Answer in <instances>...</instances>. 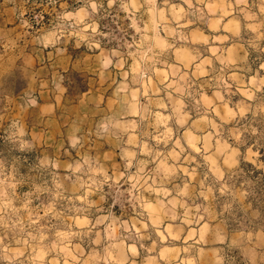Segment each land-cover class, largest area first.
Here are the masks:
<instances>
[{"label": "rangeland", "instance_id": "374dc122", "mask_svg": "<svg viewBox=\"0 0 264 264\" xmlns=\"http://www.w3.org/2000/svg\"><path fill=\"white\" fill-rule=\"evenodd\" d=\"M94 2L98 5L96 13H92L89 0H56L54 4L49 0H0V170L7 176L13 167L15 168L17 206L27 199L32 201L24 212L26 217L43 216L41 209L49 204L54 205L58 215L40 220L43 231L48 236L46 244L51 245L61 240L57 233H65L67 235L65 242L70 244V250H74L75 255L80 254L76 250L77 246L83 249L84 257L92 250L103 254V247L107 243L105 230L108 225H112L116 229L115 242L123 239L126 244L136 243L137 248L143 244L144 249H151V251L141 249L138 258H131L136 264H148L153 259L156 260V264H182L183 261L198 255L197 248L190 247L194 241L187 240L196 225L194 222L191 224L183 222L184 208L177 207V219L169 217L164 219V225H171L173 233L179 234L178 240L168 237L162 242L156 235V229L151 225L146 232L141 233L148 239L138 240L135 230L129 232L122 227L127 224L131 229L133 222H148L146 214L140 215L142 209L135 199L141 194L140 191L133 189L131 182L127 181V176L137 171L136 161H133L131 169L125 171L115 141L97 138L93 133L100 116L119 108V102L113 93L114 81L119 82L123 79V71H130L134 59L132 54L143 50V33L136 32L130 26L132 17L121 7L130 0H117L111 8L108 6V0ZM190 2L191 8L185 0H156L157 10L163 9L167 16V23L158 22L156 31L159 32L161 39L172 46L156 57L159 61L156 68L164 71L169 70L166 65L180 68L178 75L169 76V82L177 81L179 75L186 74L187 81H180V85L187 83L191 87L186 88L184 93L168 89L154 97L164 99L167 105L166 109H157L163 115L171 117L167 126L158 125L151 117L144 122L134 117L128 119H136L141 139L148 143L153 153L162 152L164 156H168L170 166L175 165L178 169L186 167L189 173L195 169L194 178L178 170L168 178L166 185L173 196L188 185L187 195L181 199L191 210L188 213L189 218L205 214L206 207L210 211L215 209L217 213L227 209L223 211L220 220L213 224L214 227L218 224L219 229L226 231L236 244L232 251L227 248L221 251L224 264H233V255L237 257L236 264H264V181L245 165L250 163L255 169L264 172V164L260 161V151H264V68L261 67L264 65V23H261L264 22V13L260 9L264 7V0H247V11L255 14L256 20L246 19L241 8L236 5V0H190ZM139 3L143 4L144 0H139ZM208 4L217 5L216 10L209 11ZM220 4H223L225 9L231 5V14L225 16L218 6ZM172 7H182L186 15L177 21L172 16ZM81 8L87 9L90 14L87 23L95 22L99 25L101 35L95 40L100 43L107 58L112 59L115 64L122 57L126 62L123 69L110 68L108 73L101 75L96 59L100 55L99 50H89L87 44L83 42L76 48V38L48 48L36 43V37L51 32L58 26L72 31L74 22L61 20L60 16L69 12L75 15ZM145 8H141L135 15L137 25L141 29L151 22ZM37 19L40 20L39 23ZM217 20H220L219 24L215 23ZM231 21L239 23L238 34L232 30ZM256 24L260 25L256 30L249 27ZM166 29L175 31L169 35ZM147 35L155 37L156 33L149 31ZM224 37L227 39H217ZM204 38H207L206 42ZM151 42L154 43V40ZM213 48L217 49L215 55L211 51ZM231 48L236 49V63L225 66L218 57L226 58ZM185 51L189 56L197 57L187 66L182 59ZM114 52H119L120 56H113ZM157 52L160 50L157 49ZM205 60L210 63L203 64L205 75L201 76L198 74L197 66ZM144 68L152 74L150 64H145ZM221 76L223 82L220 80ZM232 76H236L237 79H230ZM54 78L60 81L59 88L53 82ZM153 78V89L163 88V84H160L161 78L155 76ZM131 79L130 73V86L136 87L131 85ZM225 84L230 87L226 88ZM48 89L53 91L52 99L57 104L55 112L50 115H46L40 108L46 97L39 92ZM26 91L35 95L38 102L36 107H20L30 101V97L25 94ZM217 91L223 97V102L215 100ZM167 92L172 93L171 101L167 99ZM244 93H249L251 99ZM201 95L213 99L220 116L211 108L206 109L202 102L197 103L201 100ZM141 102L143 103V100ZM225 102L229 109L236 112L244 108L245 115L222 120L221 116H226L223 108ZM205 115L218 125L219 136L215 135V130L202 122ZM185 116L187 118L181 124L179 121ZM14 119L23 122L28 132L23 139L32 147L21 149L20 141L15 136L16 128L11 127ZM74 122L80 125V134L85 136L84 147L80 151L71 149L67 140L70 125ZM166 127L172 129V137L167 143L164 142L165 137L162 135L166 132ZM186 132L197 138L196 144L201 148L200 153L189 147ZM233 132L241 134L239 141L234 138ZM144 133L146 135H143ZM208 133H213L211 141L213 152L216 150L217 139L221 142L226 141L240 152L237 157L239 165L233 168L224 165L221 158L225 173L222 180L210 171V165L204 159L207 153L203 151V138ZM156 136H161L159 143L154 139ZM176 140L180 141L184 152L180 153L178 161H173L169 154L173 151L180 152L175 145ZM249 148L253 152H259L258 158H252L254 162L246 161ZM84 152L101 158L110 167V176L125 172V179L119 183L110 180L93 192L90 197L94 205L92 207L83 205L76 199L77 196L84 194V189L77 183V179H89L87 168L79 172H72L67 168L69 164L74 166ZM46 156L58 160L60 168L53 170L40 166V159ZM23 157L26 159H22ZM187 157H192V161L186 162ZM137 160L149 161L145 171L151 172L156 168V165L151 163V156L138 155ZM97 179L102 180V177ZM57 183L62 185L61 196H57L55 187ZM222 185L227 186V191L223 195L220 193ZM209 189L212 190V194L205 200L204 196L208 195ZM144 196L153 202L157 199L154 193H144ZM164 203L167 204V200H164ZM197 205L200 206L199 213L195 211ZM105 216L109 219L98 225L89 235H85V230H81L75 224L77 218L87 217L95 224L99 218ZM3 232L4 229H0V234ZM96 232L101 235L99 246L93 244ZM248 232L253 233V236L245 242L241 233ZM257 233L259 235H256ZM207 240V247L209 249L214 247L211 237ZM9 242L14 243L11 234L6 240V243ZM10 246L16 247L14 244ZM164 248H178L181 251L178 254L169 252L160 256ZM186 248L188 251H184ZM52 255H56L60 259V264H64L63 253ZM0 264H8L2 253ZM69 264L74 262L69 261ZM199 264H212L210 251L205 253Z\"/></svg>", "mask_w": 264, "mask_h": 264}, {"label": "clouds", "instance_id": "9594fccd", "mask_svg": "<svg viewBox=\"0 0 264 264\" xmlns=\"http://www.w3.org/2000/svg\"><path fill=\"white\" fill-rule=\"evenodd\" d=\"M50 3H55L56 0H49ZM117 0H108L109 8L113 7L116 4ZM188 3L189 8L192 7L190 0H185ZM236 5L241 8V11L246 19L256 20L257 17L255 14L247 11V0H236ZM146 6V8H145ZM219 8L223 11L224 15L231 14V5L228 6V9H225L223 4L218 5ZM89 7L92 10V13H96L98 5L94 0H89ZM122 9L129 13L132 17L131 27L135 29L138 33H143V50L137 53H133L134 57L133 63L130 67V71H123V79L119 82H115V87L113 93L116 99L119 102V108L105 113L97 119V122L94 127V135L100 139H111L115 141L116 148L119 150V155L122 159L123 167L125 171L133 167V161H136L137 171L134 174L127 176V181L131 182L132 188L140 191V195L135 199L138 200L139 205L142 209L140 215L147 216L146 223L133 222L131 229L127 224L122 225L125 231L135 230L137 233L138 240L148 239L147 236L141 235L142 232H146L151 225L156 229V235L160 238L162 242L166 241L168 237H171L172 240H178L179 234L173 233L171 225H164L165 217L170 219H177L176 209L177 207L184 208V218L183 222L185 224L195 223L196 227L192 229L189 233L187 240H193L194 244L190 247H196L198 255L193 257L190 260H185L182 264H199L200 259L205 255L206 252H211V261L212 264H224V257L221 256V251L224 248L229 249L230 251L236 248V244L231 240L230 236L226 231L219 229L217 224L215 227L213 224L220 220V217L223 215V211L217 213L215 209L211 211L209 208L204 209L205 214H198L189 218V211L187 204L181 199L187 195L188 185H185V188L176 192V195L173 196L172 191L166 187L168 184V178L174 175L178 170L190 175L193 178L195 177V169L191 173L188 172L186 167L177 168L175 165H169L168 156H164L162 152H155L149 147L148 143L141 139V134L138 132L139 124L136 119L129 120V117L138 118L140 122L148 120L150 117L159 124L167 126L168 121L171 119L170 116H165L161 111L157 109H166L167 105L165 104L164 99H154V97L159 96L163 91L171 89L174 92L184 93L185 89L191 87V85L185 83L183 86L180 85V81H187L188 77L186 74L179 75V80L169 82V76H176L180 73V68L174 67L172 65H166L169 69L164 71L162 69H157L156 64L159 62L156 57L166 50L171 45H168L164 39H161L159 32L156 31V28L159 23L166 24L167 16L166 12L161 9L157 10L156 0H144V3H139V0H130L128 4H122ZM209 11H215L217 5L208 4ZM141 8H145L146 13L151 17L150 25H145L144 29H141L135 20V15L137 12H140ZM198 11H200L198 9ZM260 11L264 13V7H261ZM172 16L177 21L186 15L185 10L181 8L172 7L171 9ZM203 14V13H201ZM90 18V14L85 8H81L79 11L73 15L72 13H65L60 16L61 20L64 21H73V30L68 31L63 28V26H58L53 31L48 32L44 35L36 37L35 41L38 45H42L43 48H48L49 46L60 45L61 42L71 40L76 38V48L80 47V44L86 43L89 50H99L100 55L96 57L99 64V73L105 75L108 73L109 69L112 68H121L123 69L125 65V60L121 57L115 64L112 59L107 58L104 49L101 48V45L95 38L101 33L99 32V25L95 22L87 23L86 21ZM40 20L37 19V23ZM216 24L220 23V20L215 22ZM264 23V22H261ZM231 28L237 34L239 33V23L236 21L230 22ZM260 25H249L250 28L256 30ZM78 29V30H77ZM169 32V35H172L175 30L166 29ZM153 31L156 33L155 37H149L147 33ZM185 39V37H181ZM205 42L207 38H204ZM217 39H227L217 38ZM154 40V43L151 42ZM157 49L160 52H157ZM212 53L215 55L217 49H211ZM235 48L228 50L227 57H218L220 62L225 66H229L236 63L235 59ZM95 56V53H93ZM113 56L119 57V52H114ZM197 57H191L185 51L182 59L185 61V66L193 62ZM210 63V61L205 60L201 65L197 66L198 74L203 76L205 75L203 71V64ZM145 64L151 65V73L144 68ZM264 68V65L261 66ZM132 75L131 85H136V87L130 86L129 75ZM160 77V84H163V88L156 87L153 89V77ZM62 80V77L60 78ZM232 80H236V76L230 77ZM221 82H223V76L220 77ZM53 82L56 84V87H60V81L54 78ZM225 87H230L225 84ZM67 91V89H62ZM30 97V101L27 104L20 105L21 108H31L38 105L37 99L33 93H25ZM251 99L249 93H244ZM215 100L223 102V97L220 95V92L215 93ZM167 99L172 100V93L167 92ZM143 100V103L141 102ZM203 103L207 108H211L217 116H220V111L214 106L213 99H210L207 95H201V100L197 103ZM179 103V102H176ZM183 106V105H181ZM223 108L226 113V116H221L222 120H231L235 119L238 115L243 117L246 113L244 108H240L238 112L233 111L228 108L227 103H223ZM185 116L179 122L184 123ZM202 122L207 126L215 130V135L219 136L220 131L218 125L210 119H207V115L202 117ZM11 127L16 128L15 136L20 141L21 149L30 148L31 145L28 144L23 138L28 135V132L25 130L24 124L20 120H13ZM70 133L67 137L68 143L71 149L80 151L84 147L85 136L80 134V125L78 123H73L70 125ZM255 132V130H253ZM143 135H146L144 133ZM165 137L164 142L167 143L168 139L172 137V129L166 127V132L162 134ZM188 137V145L196 153L201 152V148L197 147L196 140L197 138L191 133H185ZM232 135L234 138L239 141L240 133L233 132ZM154 139L159 143L161 141V136H156ZM203 151L207 153L204 156V159L210 165V171L219 179L222 180L224 177V169L221 165V158H223V164L227 165L229 168H233L239 165L237 157L240 155V152L237 148H233L226 141L221 142V140H216V150L212 151L213 133H208L204 136ZM175 145L180 149V152L173 151L169 154L173 161H178L180 158V153L184 152V148L181 147L180 141L176 140ZM138 155L151 156V163L156 165L154 171L148 172L145 169L148 167V160H137ZM253 157H259V152H253L251 148L247 151L246 161H252ZM22 159H26L23 157ZM192 161V157H187L186 162ZM40 166L50 167L53 170H58L60 168V163L58 160L52 157H44L40 159ZM87 168L89 174L88 180H83L78 178L77 183L82 189H84V194L79 195L76 199L83 205L88 207L94 206L90 201V197L93 195V192L103 183H108L110 180L113 183H119L120 180L125 179V172H120L119 175H109L110 167L105 164V162L99 158L95 157L90 152H84L79 161L67 165V168L72 172H79L84 168ZM15 168L13 167L12 171L9 172L7 176H4L3 171L0 170V229H4L3 234H0V253L4 255V258L8 261V264H60V259L54 253H63L64 264H69V261L74 262V264H136L134 259L138 258L140 255V250L144 249V245L141 244L140 248H137L136 243L126 244L123 239L119 242L116 241V229L112 225H108L105 230V239L107 243L103 247V254L101 252L92 250L91 253L84 257L83 249L80 246H77L79 255L74 254V250H70V244L65 242L67 235L65 233H57L62 239L52 243L51 245L46 244L48 236L43 231V226L40 224V220L45 219L49 216L55 217L58 214L55 212L53 204H49L46 208L41 209L43 211V216H36L32 218L31 216H25L24 212L29 208L32 201L30 199L25 200L19 206L16 204V181H15ZM97 177H102V180H98ZM57 189V196L62 195V185L57 183L55 185ZM11 189L12 191H9ZM142 190V191H141ZM37 191H40L37 189ZM227 191V186L222 185L220 188L221 195ZM144 193H154L157 197L155 202L150 199L145 198ZM212 194V190H208V195H205V200L208 199V196ZM201 195H204L201 193ZM164 200H167V204L164 203ZM79 211V210H78ZM196 213L200 212V206L197 205L195 209ZM207 215V219H206ZM109 218L107 216L99 218L95 224H92L91 221L87 218H77L75 224L81 229L85 230L84 234L89 235L93 232V229H96L98 225L104 224ZM140 223V226L137 227V224ZM163 229V230H161ZM12 237L14 243H6L8 238ZM256 235H259L257 233ZM241 236L244 237L245 242L248 241L250 236H253V233H241ZM211 237L214 247L209 249L207 247L208 240L207 238ZM185 240V243H187ZM255 242V241H253ZM14 244L16 247H11L10 245ZM94 245L101 244V235L99 232H96V239L93 241ZM199 246V247H197ZM153 248H155V242L153 243ZM145 251H151V249H144ZM181 250L178 248H164L160 253V256H164L166 253L175 252L179 253ZM188 251V249H184ZM51 256V258H49ZM233 264H236L237 257L232 256ZM148 264H156V260L153 259L149 261Z\"/></svg>", "mask_w": 264, "mask_h": 264}, {"label": "crops", "instance_id": "0c3cea01", "mask_svg": "<svg viewBox=\"0 0 264 264\" xmlns=\"http://www.w3.org/2000/svg\"><path fill=\"white\" fill-rule=\"evenodd\" d=\"M49 89L44 90L42 92H39V93H42V96L46 97L44 99L45 102L40 104V108L45 111L46 115H50V114L54 113L55 112V106L57 105V104H55L54 100L52 99L53 98V91H50ZM51 89L53 90V88H51Z\"/></svg>", "mask_w": 264, "mask_h": 264}, {"label": "trees", "instance_id": "16d2710c", "mask_svg": "<svg viewBox=\"0 0 264 264\" xmlns=\"http://www.w3.org/2000/svg\"><path fill=\"white\" fill-rule=\"evenodd\" d=\"M260 161L264 164V151H260ZM245 165L249 167L254 173H256V175H258L260 179L264 181V172L255 169L250 163H245Z\"/></svg>", "mask_w": 264, "mask_h": 264}]
</instances>
